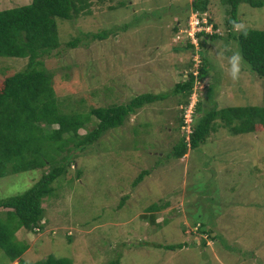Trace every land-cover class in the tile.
I'll return each mask as SVG.
<instances>
[{
  "label": "rangeland",
  "instance_id": "rangeland-1",
  "mask_svg": "<svg viewBox=\"0 0 264 264\" xmlns=\"http://www.w3.org/2000/svg\"><path fill=\"white\" fill-rule=\"evenodd\" d=\"M121 1L127 5L120 7ZM30 2L0 0V10ZM192 2L91 0L87 14L56 19L61 47L44 59V67L52 73L62 121L81 114L79 135L96 127L95 117L85 118L92 109L127 104L145 93L169 96L70 153L73 166L41 201L39 231L15 233L17 245L26 247L24 263L51 255L71 264L117 259L119 264H264V128L256 123L254 132L234 135L217 118L203 144L180 159L170 155L181 138L187 142L190 131L184 98L172 92L203 65L206 75L197 78L187 100L195 102L191 127L213 109L264 107V79L242 60L233 80L230 64L234 54L240 55L234 37L245 29L264 30V6L240 2L230 27L228 0H208L202 14L209 32L191 40ZM123 25L129 28L104 40L82 36ZM76 38L82 41L77 48L65 47ZM189 40L193 49L186 48ZM26 64V59L0 58V90L5 78ZM143 171L147 174L133 187ZM47 172L0 178V200L25 193ZM6 211L0 209V219ZM3 254L0 249V264H18Z\"/></svg>",
  "mask_w": 264,
  "mask_h": 264
},
{
  "label": "trees",
  "instance_id": "trees-1",
  "mask_svg": "<svg viewBox=\"0 0 264 264\" xmlns=\"http://www.w3.org/2000/svg\"><path fill=\"white\" fill-rule=\"evenodd\" d=\"M240 2L254 8L264 6V0H228L230 27L236 23ZM207 3L208 0H193L194 12H205ZM90 4L91 0H31L25 6L0 10V58L27 60L23 70L4 79L0 90V178L9 174L48 169V172L25 193L0 200V209L7 210L5 218L0 219V249L3 250L4 257L11 262L28 264L20 259L26 247L17 245L15 233L20 229L30 232L39 229L43 216L41 201L51 193L50 186L53 181L65 175L73 166L70 163V153L75 155L78 150L81 152L85 146L93 144L109 129L122 126L124 120L136 110L165 100L169 96L168 93H145L132 98L127 104L92 109L85 118L95 117L96 127L84 135L78 133L83 126L81 114L71 113L67 123L62 121L61 104L52 86V73L44 67V59L61 47L56 19L74 20L87 14ZM126 5L124 1L119 3L120 7ZM128 28L129 25H123L82 36L104 40L109 35ZM202 34L203 31L196 36ZM81 38L70 40L65 43V47L77 48L82 43ZM210 38L215 39L217 35H211ZM234 39L239 44L242 60L254 74L264 79V30L245 29ZM186 42V48H194L190 40ZM206 72L207 65H203L197 75L189 73L187 80L176 83L172 93L182 94L185 108L196 82H199L197 78L205 77ZM217 118L224 126L229 127L234 135L249 134L255 131L256 123L264 128V107H229L204 112L195 125H192L187 142L181 138L170 155L180 159L188 150L203 144L210 132L214 131L213 122ZM146 174L147 171L141 172L132 186L136 187ZM178 246L181 248L184 245ZM166 248L173 250L176 246ZM30 264L71 262L69 259L48 255L45 259ZM109 264H119L118 259Z\"/></svg>",
  "mask_w": 264,
  "mask_h": 264
},
{
  "label": "built area",
  "instance_id": "built-area-1",
  "mask_svg": "<svg viewBox=\"0 0 264 264\" xmlns=\"http://www.w3.org/2000/svg\"><path fill=\"white\" fill-rule=\"evenodd\" d=\"M195 15H196L195 17L189 19V23H188L189 31L187 32V36L190 37L191 40H193V38L196 37L197 33H200L202 31L206 32V33L209 32V25H208V21H207V16L205 14H198V13H195ZM192 98H191L190 104L187 107L188 108L187 115H186V110L187 109H185V120H184L185 127L189 126L187 121L188 120L190 121V128H191V123H192L193 108H194V105H195V102L192 100ZM190 132H191V129L187 133V135Z\"/></svg>",
  "mask_w": 264,
  "mask_h": 264
},
{
  "label": "clouds",
  "instance_id": "clouds-1",
  "mask_svg": "<svg viewBox=\"0 0 264 264\" xmlns=\"http://www.w3.org/2000/svg\"><path fill=\"white\" fill-rule=\"evenodd\" d=\"M237 27H241V26H237ZM241 62H242V57L238 53L234 54L230 58L231 76H232L233 80H236V79L239 78V74H240V71H241ZM35 231L38 232L39 229H36Z\"/></svg>",
  "mask_w": 264,
  "mask_h": 264
}]
</instances>
